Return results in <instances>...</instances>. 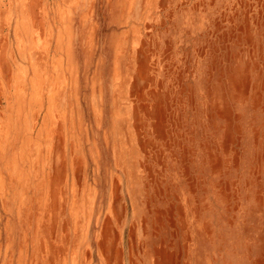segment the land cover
<instances>
[{"label":"rangeland","instance_id":"1","mask_svg":"<svg viewBox=\"0 0 264 264\" xmlns=\"http://www.w3.org/2000/svg\"><path fill=\"white\" fill-rule=\"evenodd\" d=\"M0 264H264V0H0Z\"/></svg>","mask_w":264,"mask_h":264}]
</instances>
